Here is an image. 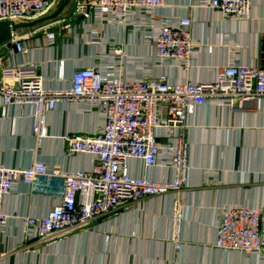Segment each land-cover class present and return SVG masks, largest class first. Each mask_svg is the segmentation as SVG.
<instances>
[{"label": "built area", "instance_id": "built-area-1", "mask_svg": "<svg viewBox=\"0 0 264 264\" xmlns=\"http://www.w3.org/2000/svg\"><path fill=\"white\" fill-rule=\"evenodd\" d=\"M57 1L0 0V21L37 18ZM195 3L228 21H244L251 16V0ZM165 5L166 0H73L64 17L49 22L53 26L42 39L32 42L27 33H21L2 45L1 117H9L10 106L20 110L31 107L32 133L37 138L46 135V115L62 104L97 111L102 124L91 132H70L61 137L63 154L90 155V169L67 170L37 159L26 167L0 163V226L6 221L3 200L16 190L17 183L33 185L44 176L59 177L63 192L45 215L21 218L26 242L51 244L144 199L165 194L176 198L190 168L187 117L194 109L210 104L244 111L264 99V49L260 63L232 60L218 67L210 81H172L165 75L124 77L120 44L114 39L104 41L100 35L107 25L132 27L143 33L144 40L153 46L155 63L181 68L194 63L199 42L192 37L193 20L188 15H162L159 10ZM80 28L87 30L91 43L105 46L111 65L75 69L69 87H48L33 61L8 60L35 46H53L58 32L76 33ZM60 63L63 66L62 60ZM130 159L141 161L145 167L162 166L171 176L150 179L132 175L127 165ZM182 216L178 207L170 216V239L176 247ZM214 246L264 258V207L232 204L220 209Z\"/></svg>", "mask_w": 264, "mask_h": 264}, {"label": "crops", "instance_id": "crops-1", "mask_svg": "<svg viewBox=\"0 0 264 264\" xmlns=\"http://www.w3.org/2000/svg\"><path fill=\"white\" fill-rule=\"evenodd\" d=\"M195 1L166 0L159 10L164 16L188 15L193 20L191 33L199 46L187 68L155 63L153 46L132 27H103L102 39H114L124 52V77L165 75L172 81H210L218 67L232 60L248 65L262 61L264 0H251V16L244 21L224 20L216 11L196 7ZM52 26L47 23L22 33L34 42ZM58 33L53 46H33L8 60L37 63L46 85L56 88L69 87L79 67L111 65L105 46L91 43L85 28ZM32 111L10 106L9 117L0 115V163L26 167L37 159L67 170L92 167L90 155H64L61 137L97 129L102 124L99 112L58 105L46 115V135L37 138L32 133ZM187 125L190 168L176 198L165 194L144 199L54 243L26 242L21 218L45 215L63 192L62 180L44 176L33 185L17 183L2 203L6 221L0 226V264H264V258L256 255L214 246L220 209L232 204L264 207V99L244 111L210 104L197 107L187 117ZM127 165L132 175L171 176L162 166L145 167L136 159ZM175 207L183 215L177 247L170 239Z\"/></svg>", "mask_w": 264, "mask_h": 264}, {"label": "water", "instance_id": "water-1", "mask_svg": "<svg viewBox=\"0 0 264 264\" xmlns=\"http://www.w3.org/2000/svg\"><path fill=\"white\" fill-rule=\"evenodd\" d=\"M73 0H58L46 14L30 20H1L0 47L15 39L23 31L35 29L61 17L72 4Z\"/></svg>", "mask_w": 264, "mask_h": 264}, {"label": "rangeland", "instance_id": "rangeland-1", "mask_svg": "<svg viewBox=\"0 0 264 264\" xmlns=\"http://www.w3.org/2000/svg\"><path fill=\"white\" fill-rule=\"evenodd\" d=\"M62 17H64V16H62ZM62 17H61V18H62Z\"/></svg>", "mask_w": 264, "mask_h": 264}]
</instances>
